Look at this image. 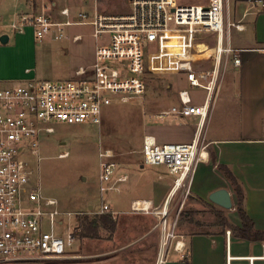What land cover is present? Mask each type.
<instances>
[{"label": "built area", "instance_id": "built-area-1", "mask_svg": "<svg viewBox=\"0 0 264 264\" xmlns=\"http://www.w3.org/2000/svg\"><path fill=\"white\" fill-rule=\"evenodd\" d=\"M207 1L186 5L179 0H130L126 14L72 13L70 7L50 1L39 12L20 14L11 23L15 33L32 30L39 43L48 36L66 39L72 27L91 26L96 45L93 64L78 69L70 79L0 81V264H78L85 257L71 251L80 219L92 213L115 214L105 195L119 191L118 184L128 177L118 175V164L108 149L99 152V208L64 211L56 199L43 193L31 159L41 160L42 138L55 134V124L101 126L105 108L145 93L148 74H174L183 75L186 83L179 91L180 103L159 118L196 117L198 129L203 127L228 62L241 64L240 50L230 41L231 29L240 30V25L227 22L228 0ZM211 35L213 47L207 42ZM80 38L75 36L73 41ZM210 52L197 60L186 57ZM210 57V70L196 66ZM197 90L205 93L200 104L194 96ZM202 149L199 140L159 143L155 136L145 135L141 154L145 166H165L179 188L192 182ZM131 210L162 218L163 237L155 264H166L172 249L185 252L184 236L176 232L177 220L168 225L167 208L157 212L150 201L136 200Z\"/></svg>", "mask_w": 264, "mask_h": 264}, {"label": "crops", "instance_id": "crops-1", "mask_svg": "<svg viewBox=\"0 0 264 264\" xmlns=\"http://www.w3.org/2000/svg\"><path fill=\"white\" fill-rule=\"evenodd\" d=\"M50 1H56L59 6H68L72 13H77L75 7L64 0H0V39L3 35L8 36L7 43L0 41V81L19 83L38 79L37 72L34 69L30 71L29 67L20 72L13 71L11 56L23 65L29 63L35 47L40 46L41 42L36 41L32 30L18 34L6 22L12 23L20 14L37 13ZM78 3L81 9L87 5L83 0ZM228 3L227 22L240 25V30L231 29L230 41L234 49L240 50L241 64L233 65L232 76L226 78L224 75L209 119L199 129L196 117H189L194 120L188 124L182 123L184 119H175L174 124L154 127L144 134L155 136L159 143H191L199 140L203 147L202 156L192 182L186 187L177 188L173 175L165 166H150L148 172H143L146 167L142 159L139 169L119 170L118 175L123 174L128 178L118 184L119 191L113 192L129 197L130 208L133 201L146 200L152 203L154 211L161 212L167 208L170 217L174 213L173 217L177 218L176 232L184 236L186 250L184 253L173 251L172 258H169V252L166 264H264V242L237 235L235 229L242 228L236 209L238 197L230 181L217 167L218 164L225 165L236 176L244 192V208L255 228L264 232V0H228ZM94 9L95 12H102L95 5ZM88 27L93 37V28ZM7 28L10 29L9 33L5 31ZM73 28L78 27L70 28L69 35L73 33ZM78 35L84 37L83 33L70 36L74 38ZM207 42L213 47L215 36H209ZM88 54L92 65L94 52ZM207 54H189L186 57L197 60L208 57L211 52ZM91 65L78 66L71 77L78 69ZM144 185L145 188H142ZM220 189H227L233 201V209L225 211L230 223L226 228L192 232L188 223H179L184 206V202L181 204L180 201L185 195L223 210L209 200V196ZM175 196H178V201L172 206Z\"/></svg>", "mask_w": 264, "mask_h": 264}, {"label": "rangeland", "instance_id": "rangeland-1", "mask_svg": "<svg viewBox=\"0 0 264 264\" xmlns=\"http://www.w3.org/2000/svg\"><path fill=\"white\" fill-rule=\"evenodd\" d=\"M75 7L76 12L93 14L95 8L109 14H126L130 11V0H64ZM207 0H179L180 4H207ZM61 4V3H60ZM63 4V3H62ZM65 5V4H63ZM6 23L11 24L10 21ZM9 28L5 31L9 33ZM72 34L83 33L84 37L73 41V37L56 40L46 37L40 46H36L29 63L11 56V69L20 72L26 67L37 72V78L43 80H67L72 71L80 65H91L88 53H93L95 40L88 26L71 29ZM1 45V43H0ZM190 53H187L189 55ZM209 54V53H208ZM207 54V55H208ZM213 58L196 62L204 71L212 68ZM233 60L224 69L223 77L232 76ZM186 85L183 75L148 74L145 93L133 97L127 103L115 102L105 108L101 126L85 123L81 125L55 124V134L44 135L40 157L32 158L36 178L41 183L43 193L56 199L64 211H86L90 206L96 209L101 205L99 191V152L111 150L119 170L139 169L142 162L141 150L144 134L151 128L174 124L175 118L159 116L180 103L179 91ZM202 90L194 92L196 103H202ZM194 118L184 119L190 123ZM68 153V157L61 155ZM148 172L150 166H145ZM174 179V177H173ZM145 188V185L142 187ZM175 196L172 206L176 204ZM118 193H107L105 200L115 214H88L80 219L76 229V244L71 251L85 257L78 264H155L160 242L163 237L162 218L153 213H137L130 208V199ZM180 216V224L188 223L192 232L219 230L228 226V210H222L213 204H205L185 195ZM230 211V210H229ZM168 218V225L177 220ZM111 218L114 227L106 225ZM72 228L76 227L72 221ZM67 229V228H66ZM174 250H171L170 256ZM172 258V257H171Z\"/></svg>", "mask_w": 264, "mask_h": 264}, {"label": "trees", "instance_id": "trees-1", "mask_svg": "<svg viewBox=\"0 0 264 264\" xmlns=\"http://www.w3.org/2000/svg\"><path fill=\"white\" fill-rule=\"evenodd\" d=\"M212 159L214 163L217 165L216 159L214 156H212ZM217 167L223 173V175L230 181L238 197V203H237L236 209L242 221V228L235 229L237 231V235L243 239L264 242V232L258 231L255 228L254 222L249 217V215L247 214L244 208V192H243L242 186L240 185L238 179L232 173L229 167L225 165H219V164L217 165ZM106 225H110L111 227H114V223L112 222L111 218L108 217L106 219Z\"/></svg>", "mask_w": 264, "mask_h": 264}, {"label": "water", "instance_id": "water-1", "mask_svg": "<svg viewBox=\"0 0 264 264\" xmlns=\"http://www.w3.org/2000/svg\"><path fill=\"white\" fill-rule=\"evenodd\" d=\"M0 41L3 44L7 43L8 42V36L3 35L0 39ZM209 200L212 203L222 207L223 209H226V210L233 209V201L231 198V194L227 189H220V190L213 192L209 196ZM90 209H92V207Z\"/></svg>", "mask_w": 264, "mask_h": 264}, {"label": "bare ground", "instance_id": "bare-ground-1", "mask_svg": "<svg viewBox=\"0 0 264 264\" xmlns=\"http://www.w3.org/2000/svg\"><path fill=\"white\" fill-rule=\"evenodd\" d=\"M66 157H68V156H66V155H64V156H61V158H66Z\"/></svg>", "mask_w": 264, "mask_h": 264}]
</instances>
